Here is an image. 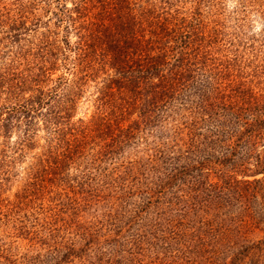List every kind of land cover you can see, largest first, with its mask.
Returning <instances> with one entry per match:
<instances>
[{"label": "rangeland", "instance_id": "obj_1", "mask_svg": "<svg viewBox=\"0 0 264 264\" xmlns=\"http://www.w3.org/2000/svg\"><path fill=\"white\" fill-rule=\"evenodd\" d=\"M78 1L0 0V78L11 67L19 71L36 66L40 50L42 54L55 51L58 41L63 48L67 42L76 43V32L67 29L69 24L62 25V19L66 6L72 9ZM131 1L138 13L143 6L164 9L172 20L171 27L176 24L212 40L215 44L208 50L218 63L231 61L234 66V85L242 84L264 100V0ZM64 59L59 56L57 71L48 78L52 81L46 80L24 97L36 102L37 88L55 90L54 81L66 74L65 66H61ZM96 88V84L90 85L72 113L73 122L88 120L96 112ZM57 94L62 95V90ZM55 98L48 105L37 104L30 117L22 113L13 116L8 130L0 131V264H191L193 260L195 264H248L249 259L243 262L246 250L264 241V223H242L241 228L237 220H231V213L236 218L248 213L260 219L264 217V198L253 201L250 197L242 206L234 202V211L230 206L221 217L228 229L211 230L208 253L203 257L186 228L190 219L180 228L189 234L181 243L171 229L173 223L163 220L161 213L173 209L172 193L179 189L176 196L190 199L195 194L190 187L198 180L179 182L173 192L162 195L156 191V176L148 171L155 166L154 142L174 140L176 132L184 131L188 136L185 112L170 115L159 124L148 143L137 141L118 159L98 163L91 177L83 180L82 168L73 167L61 177L48 174L50 143L56 138L48 113L56 105ZM216 130V126L203 122L195 139L206 143L217 136ZM216 159L217 155L210 157L203 175L208 184L221 188L226 184L211 171ZM251 168L246 176L234 177L241 182L264 181V173L252 175ZM221 203L226 204L224 197ZM181 218L179 214L174 219ZM148 224L152 228L146 229ZM142 232L148 234L145 243L137 245Z\"/></svg>", "mask_w": 264, "mask_h": 264}, {"label": "trees", "instance_id": "obj_2", "mask_svg": "<svg viewBox=\"0 0 264 264\" xmlns=\"http://www.w3.org/2000/svg\"><path fill=\"white\" fill-rule=\"evenodd\" d=\"M134 5L131 0H79L72 9L66 6L62 25L69 24L67 29L76 32V43L67 42L63 48L58 41L55 51L42 54L40 50L36 66L19 71L11 67L1 76L0 131L8 130L13 116L22 113L30 117L37 104L48 105L56 96V105L48 113L56 128V138L50 143L48 174L61 177L76 167L82 168L81 178L88 180L98 163L118 159L137 141L148 143L159 124L170 115L182 116L185 112L189 141L183 131L176 132L174 140L154 142L155 166L148 171L156 176V191L162 195L179 182L198 179L190 187L195 193L190 199L176 196L178 188L172 191L173 209L161 214L163 220L173 223L177 243L189 235L182 229L184 220L190 219L186 228L203 257L208 253L211 230L228 229L221 217L230 206L234 211V202L242 206L250 197L253 201L264 198L263 180L241 182L234 177L246 176L252 166V175L264 173V100L244 85H234V66L231 61L218 63L208 50L215 44L212 40L176 24L171 27L172 20L164 9L143 6L138 13ZM59 54L66 60L61 64L66 74L54 81L56 91L37 88V101L26 99L27 91L52 81L48 78L57 71ZM226 80L230 82L225 85ZM91 84L97 86L96 112L90 119L75 123L72 113ZM61 90L62 95H58ZM203 122L217 127V136L206 143L195 139ZM216 155L217 163L211 171L226 184L221 188L208 184L203 175L210 157ZM223 197L226 204L221 203ZM179 214L181 220L174 219ZM231 218L241 228L242 223H264V217L252 218L248 213L237 218L231 213ZM145 235L147 232H142L137 237V245L145 243ZM246 251L243 262L249 259L248 264H261L264 241Z\"/></svg>", "mask_w": 264, "mask_h": 264}]
</instances>
